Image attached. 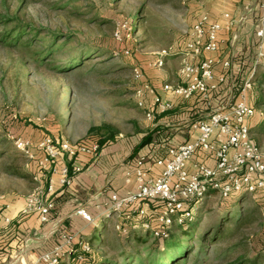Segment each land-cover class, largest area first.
I'll use <instances>...</instances> for the list:
<instances>
[{
    "label": "rangeland",
    "instance_id": "374dc122",
    "mask_svg": "<svg viewBox=\"0 0 264 264\" xmlns=\"http://www.w3.org/2000/svg\"><path fill=\"white\" fill-rule=\"evenodd\" d=\"M222 1L0 0V20L8 22L0 24V32L16 22L41 31L31 44L8 46L0 42V191L23 178L12 174L13 170H36L32 158L16 147L17 138L34 144L44 137L55 143L76 144L91 126L108 123L119 135L106 147L122 145L125 157L155 123V117L149 119L138 105V88L143 82L154 84V78L162 82L167 76L177 78L182 65L176 56H170L161 69L154 67L153 61L182 45L200 12L211 14ZM45 31L60 36L49 38ZM134 66L142 68L143 81L135 78ZM263 72L260 67L256 71ZM256 91L260 93L254 85L248 96L257 97ZM159 147L163 149V145ZM243 199L234 205L229 218L243 213L240 228L228 232L216 245H205L199 256L193 252L184 264H220L241 254L252 256L264 246V216L261 211L249 215L254 207L252 195L245 194ZM221 202V196L212 193L195 204L193 236L188 240L193 247L199 245L200 233L219 223L228 211L221 208ZM102 213L112 215L111 211ZM234 219L225 224L226 229L236 228ZM107 223L110 229L104 245H88L85 251L86 235L83 239L79 236L81 240L76 235L69 244L73 252L61 255L59 263L73 264L72 255L84 257L83 252L97 259H118L124 250L145 254L154 242L153 236L141 229L136 232L149 239L146 245L138 243L134 234L128 240L120 236L117 226ZM170 232L180 233V226L175 225ZM33 264L49 263L41 254Z\"/></svg>",
    "mask_w": 264,
    "mask_h": 264
},
{
    "label": "built area",
    "instance_id": "2783aa9c",
    "mask_svg": "<svg viewBox=\"0 0 264 264\" xmlns=\"http://www.w3.org/2000/svg\"><path fill=\"white\" fill-rule=\"evenodd\" d=\"M261 15L256 26V35L264 39V0L259 2ZM229 18V14H225ZM223 29L221 22L213 20L210 14L202 12L195 20L187 39L176 51L173 47L168 52L156 57L153 66L161 69L172 54L186 56L180 68V75L184 83L178 85L165 84L164 89L173 90L185 99L192 98L195 94L208 101L211 93L217 88L214 80L213 68L216 62L214 57L200 60L198 63L190 62L188 57H196L203 52L216 53L220 49V31ZM129 51H126L128 54ZM264 56L259 51L258 58ZM225 69H230L231 61L223 62ZM133 72L137 80H143V70L134 67ZM256 68L247 77L239 91L240 98L227 102L220 107L212 109L206 117H198L192 121V128L198 132L193 141L184 142L170 147L165 157L155 160V165L162 167L156 176H146V156H141L137 161L135 174L137 177L136 188L124 196L118 193L111 195L110 211L116 218L125 215L131 219L132 228L149 232L154 238L160 240L169 236L170 230L175 225H184L194 219V206L202 200L211 189L218 190L221 197L226 198L233 192H244L255 197L258 191L264 193V147L255 143L251 134V120L257 111L249 102V91L255 85L254 76ZM225 80L224 76L219 82ZM138 105L152 119L156 110L167 112L174 108V103L164 99L148 82H143L137 90ZM151 97L147 102L146 98ZM15 145L25 152L32 160L37 159L35 149L42 155L37 159L39 171L45 173H58L59 183L69 186L74 175L82 170L79 161L84 156H94L99 152L97 143L71 144L68 141L55 143L52 139L44 137L34 144L22 138H17ZM199 152H209L216 159L215 166L205 162L194 164L193 171L188 168V163ZM62 160V162L60 161ZM151 169V167L149 168ZM34 180L38 182L36 189L28 197L27 210L38 209L42 221H48L52 203H42L41 193L44 185L40 183V176L36 173ZM48 191L54 190L51 177H47ZM83 215L90 219L86 212ZM120 229V226L117 225ZM127 233L126 229H123ZM67 243L71 244L74 235L66 236ZM74 243V242H72ZM85 243L84 250L89 249ZM73 252V248L69 249ZM65 253L64 245L42 254V259L49 264H60L59 258Z\"/></svg>",
    "mask_w": 264,
    "mask_h": 264
},
{
    "label": "crops",
    "instance_id": "0c3cea01",
    "mask_svg": "<svg viewBox=\"0 0 264 264\" xmlns=\"http://www.w3.org/2000/svg\"><path fill=\"white\" fill-rule=\"evenodd\" d=\"M259 2L260 0H223L221 4L218 2V7L210 8L212 12L210 17L223 25L220 31V49L216 53L203 52L199 56L188 57V60L194 63L208 57L216 59L212 82L217 84V88L212 91L208 101L203 100L199 94L185 99L173 90L164 89L167 83L172 85L184 83L179 69L177 78L167 76L164 77V82L162 79L154 78L151 80L154 84H150L161 97L172 101L174 108L155 114L152 129L155 127L157 129L152 134L150 142L136 155L131 157L134 147L122 157V145L105 146L96 155L81 158L79 164L82 170L74 175L69 186L59 183L58 173L49 171L41 173L39 170L36 172L40 176V183L44 185V191L40 195L41 202H50L53 205L48 221H42L38 209L27 210L28 197L38 185L34 176L33 179L24 177L18 181L14 179L15 183L0 191V264H33L41 254L61 244L64 245V251L69 252L71 247L69 248L66 236L72 234L78 238L85 237L89 233V226L99 215L104 211H110L113 193L124 196L136 188L135 168L141 156H146L147 159L146 176H156L162 170V167L154 163L157 158L165 157L170 147L196 138L198 132L192 128V121L195 118L206 117L212 109L240 98V85L243 81L255 68L257 73L259 67L264 68V57L258 58L259 51L264 52V39L261 40L256 35V26L261 15ZM226 4L228 7H225ZM226 13L229 14V18L225 17ZM173 56H176L175 60L179 65L187 58L181 54ZM225 60L231 61L230 69L224 68ZM221 76L225 77L223 82H219ZM257 83L258 81H255V84ZM263 87L264 84L256 85V89L258 88L264 96ZM257 97H249L250 104L257 111L251 120V134L255 143L264 147V126L259 131L264 121V102L257 104ZM146 101L150 102L151 97H147ZM156 142L158 148L155 146ZM160 145H163V149L159 147ZM197 162H205L209 166L216 165L214 155L209 152L197 153L188 163L190 171H193ZM47 177L53 180V191L47 189ZM82 212H86L90 219Z\"/></svg>",
    "mask_w": 264,
    "mask_h": 264
},
{
    "label": "trees",
    "instance_id": "16d2710c",
    "mask_svg": "<svg viewBox=\"0 0 264 264\" xmlns=\"http://www.w3.org/2000/svg\"><path fill=\"white\" fill-rule=\"evenodd\" d=\"M191 1V0H188ZM0 24L7 25V21H1ZM39 30L32 28L29 24H23L22 22H16L15 25L8 30H4L3 32H0V42L5 43L8 46H17L20 44H31L33 40V36H37L39 34ZM45 35L49 38H57L60 35H55L53 32L45 31ZM33 38V39H32ZM23 39H26L25 41H22ZM129 51V49H128ZM180 51V47L178 46L176 51ZM124 52V51H123ZM175 54L169 55L173 56ZM167 57V58H168ZM75 64V61L73 62ZM76 66H80L79 64ZM136 67V66H134ZM133 67V68H134ZM141 68V67H139ZM142 70V68H141ZM143 81V80H139ZM254 81H258L255 85H263L264 84V74H261L258 76V74H255ZM139 84V83H138ZM241 84V83H240ZM241 87V85H240ZM139 89V88H138ZM264 102V96L263 93L259 94L257 97L256 103L262 104ZM155 114L158 112L156 110H153ZM264 126V121L261 123V126L259 127V131L262 130ZM157 127L147 132L139 141L137 145L134 146L132 156L136 155L147 143L150 142L152 138V134L155 132ZM119 135V130L108 123H103L101 125L97 126H91L88 130L87 135L81 139L78 143L83 144H91V143H97L99 145V149L101 150L103 147H105L108 143L111 141H114ZM35 154L37 159L42 155V153L35 149ZM37 159L32 160V164L36 166V170L34 171H20L19 169L13 170L12 174L18 175L20 177L24 178H32L36 174V172L39 170ZM219 194L218 190L211 189L208 194ZM246 193L244 192H233L228 197L222 198L221 202V208L228 210L220 220L223 223L220 222L216 225H212L210 228L202 231L200 233L199 237V245L196 247H193L194 245H191L188 240H192L193 233L191 231L193 224V220L187 221L184 225H178L180 226L181 232L180 233H169V236L166 237L163 243H161V240L158 238H154V242L150 244L145 254H143L140 251H131L128 252L127 250H124L120 257L121 258H112V257H106V258H93L89 252H83V256L81 254H74L72 255L73 258V264H117V262H122L123 264H184L187 259L193 254V252H196L199 256L203 252V249L205 245H216L217 243L223 241L225 237L227 236V233H233L235 229L240 228L241 222L243 221V213H239L237 217L234 220H236V228H225V224L229 222L230 218V212L233 209L235 204L241 203L244 199ZM254 207L250 209L249 215L253 214L255 211H261L264 216V193L262 191H258L254 197ZM115 215H106L105 213H102L99 215L96 221L92 223V227L89 230V233L86 235L85 240L90 245V248L95 246H102L105 243L104 238L108 234L107 230L110 229V225H107V222H112L111 224H114V226L119 225V233L120 236H123L125 238H128L130 240L131 236L134 234L136 235V241L138 243H144L145 245L149 242V239L146 236L138 235L136 231L138 229L132 228L131 225V219H127L125 215H121L116 219V221H112ZM104 227H103V226ZM101 228H103L101 230ZM123 229L127 230V233L123 232ZM81 238V239H83ZM79 248V247H78ZM81 255V256H79ZM195 263H197V260L199 257H196ZM61 264V263H60ZM220 264H264V246L257 250V252L252 255H246L241 254L233 259L226 260Z\"/></svg>",
    "mask_w": 264,
    "mask_h": 264
},
{
    "label": "water",
    "instance_id": "95a60500",
    "mask_svg": "<svg viewBox=\"0 0 264 264\" xmlns=\"http://www.w3.org/2000/svg\"><path fill=\"white\" fill-rule=\"evenodd\" d=\"M159 239V238H158Z\"/></svg>",
    "mask_w": 264,
    "mask_h": 264
}]
</instances>
